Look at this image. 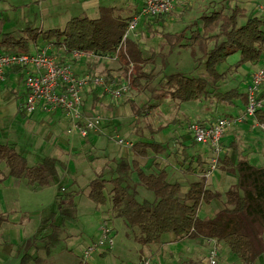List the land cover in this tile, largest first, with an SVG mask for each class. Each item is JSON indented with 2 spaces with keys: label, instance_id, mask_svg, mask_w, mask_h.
Listing matches in <instances>:
<instances>
[{
  "label": "trees",
  "instance_id": "trees-1",
  "mask_svg": "<svg viewBox=\"0 0 264 264\" xmlns=\"http://www.w3.org/2000/svg\"><path fill=\"white\" fill-rule=\"evenodd\" d=\"M138 13V6L131 14H125L121 6L101 4L97 17L73 15L62 27H41L30 23L19 31L2 33L0 51H30L31 42L36 41L52 43L56 49L66 52L73 49L93 52L95 56L118 52L119 70L127 74L129 64L133 62L130 88L152 91L150 98L140 105L133 98H128L139 116L152 112L167 99L179 104L203 99L228 105L247 102V93L239 85L222 90L221 82L245 63H256L260 59L264 42V14L246 15V10L239 5H234L229 11L214 8L202 12L181 30L160 31L169 46L164 57L167 58L175 46H186L190 48L196 64L195 71L177 69L165 72L154 82V70L146 68L149 62L155 61L154 51L147 53L136 36H128L120 46L129 21ZM167 14L169 12L149 17L145 22L142 19L143 24L151 27L153 20L165 18ZM242 16L247 17L240 22ZM237 52L239 58L229 61V57ZM21 68L15 65L11 69ZM74 69L77 73L95 72L92 68L86 71ZM112 69L103 72L113 76ZM90 91L95 101L101 99L97 90ZM256 117L264 121V108L258 109ZM165 126H150L148 138L140 132L134 140L132 157L114 158L113 163H107L84 187L66 190L58 186L54 197L57 209L41 218L47 232L33 235L20 245L22 262L26 264L33 259L36 264H47L45 256L30 252L33 246L44 249L46 255H50L55 247L66 246L63 240L67 223H76L79 217L76 197L88 189L87 195L97 204L110 201L115 216H122L129 225L138 227L140 233L135 238L143 244L160 242L165 233H170L174 240L215 236L221 250L236 254L239 264L255 263L264 254V164L252 162L246 154H239L232 161L229 152L224 150L220 165L224 170L235 173L236 181L221 191L207 182L204 175L208 169L206 159L200 154H191L184 146L182 152L187 168L198 169L200 174L192 178L183 191V182L171 180L168 168L160 166V161L156 160L157 167L152 169L144 164L150 156L168 150L165 143L156 138ZM196 143L198 141L194 139L193 144ZM2 160L5 164L0 168V181L9 175L23 177L33 189L50 185L59 168L66 166V162L56 154L45 155L41 160L30 163L26 155L10 142H0ZM140 183L153 192V198H138ZM215 198L221 200L223 207L213 215L201 216L202 204ZM57 216L61 218L59 222ZM4 218L6 215L0 214V221Z\"/></svg>",
  "mask_w": 264,
  "mask_h": 264
},
{
  "label": "rangeland",
  "instance_id": "rangeland-1",
  "mask_svg": "<svg viewBox=\"0 0 264 264\" xmlns=\"http://www.w3.org/2000/svg\"><path fill=\"white\" fill-rule=\"evenodd\" d=\"M91 1H96L99 4L121 6L122 12L125 14H131L137 6V3L135 2L136 0ZM175 2V8L170 11L165 18L153 20L151 27L145 26L141 20L138 27V34L135 35L147 53L152 51L155 53V61L149 62L146 65L147 70L153 69L156 74L154 82L159 80L165 72L177 69L195 71L196 64L190 48L186 46L177 45L167 58L164 57V53L168 51L169 46L166 43V39L161 36L160 31L175 32L181 30L187 24L197 19L202 12L211 11L214 8L229 11L234 5H239L246 10V15L263 14L260 5L264 3V0H176ZM84 3L85 0H0V7H6L5 10L0 9V16L7 17L9 15L13 17L12 21L6 20L4 22L7 30L20 29L26 25L25 20L28 19V17L35 19L36 14L38 17L35 22L36 26L62 27L65 25L67 19L73 15L86 13L92 17L98 15L99 11L97 7L90 6L85 8ZM246 17L247 16L240 17L239 21H245ZM212 44L213 41L210 42V45ZM239 55L238 52L232 54L229 57V61H235L239 58ZM88 58L91 59V61ZM106 59L107 58L101 61V59L96 56H84L81 60H78L80 63L76 66L80 70L92 68L97 71L104 68ZM250 63L254 65L252 62ZM111 65L115 67L118 65V62L113 60ZM249 70L244 66H241L237 71L230 72L221 82V89L226 90L235 85H239V87L243 88ZM89 93L92 92L89 90ZM151 94L152 91L150 89H137L131 87L129 98H133L135 102L140 105L143 101L149 99ZM101 97L104 98V96ZM89 103H91V99L89 100ZM179 103L175 100L167 99L152 112L139 116L135 113L128 99V101L119 109V125L117 123L118 119H116V123L110 126L107 131V138L112 145L116 146L119 145L116 141V135H125V132L128 129H132V132L136 133L134 134L135 140L140 132L144 134L145 138L150 137V126L156 127L159 124H166L158 136H161L165 139L166 143H168L167 161L173 163L170 168L172 174L171 178H181L186 182L191 171H189L190 168L185 169L186 163L184 161V153L182 152V149L186 146L184 144L185 129L189 120L199 119L212 121L222 114L232 113L233 110L240 109L241 103L228 105L221 101H210L208 99L189 100L184 101L181 104ZM92 107L94 108V105ZM35 116L20 117L21 121H17L12 113L11 116L6 118L8 126L3 130L0 129V142L13 141L18 145V149L21 153L24 152L28 155L30 163L41 159L45 154V142L42 137L43 134H40V130L42 128H48L47 125L49 123L48 121H45L47 120L46 117L42 120L39 114ZM172 127L174 128L173 131L171 129ZM174 130H178L180 135H176ZM70 147L71 146H69V148ZM92 149L97 150L95 147H92ZM27 150L32 152H28ZM71 151L74 155L73 161H71L70 165L71 174H69L62 183L65 186L68 185L67 187L70 188H79L86 184V182L96 174L99 161L93 159L95 153L92 150L80 149ZM128 151H130V149H128ZM77 156L82 158L79 161V167L76 165L74 159ZM147 160L144 161L146 166L148 164ZM153 161L155 162L156 159ZM161 162H164V159H162ZM4 164V160L0 161V168L4 167ZM149 168L152 169L153 167L150 166ZM219 172L220 174L223 173L224 176L225 171L221 170ZM71 177H76L77 179L76 183L73 185H71ZM229 182V178L220 177L218 179V185L220 186L218 187L226 188ZM138 189L139 199H143L144 197H154L153 192L142 183L138 185ZM56 191L55 183L39 188L38 190H33L29 187L24 178H20V183L18 185L10 183L6 187L0 188V212L14 209L15 211L17 210L18 213L22 212L26 214L27 227L22 230L21 237L31 236L35 232L42 231L38 228L41 224L42 215L57 209L54 200ZM87 191L88 189L76 197L79 215L77 222L67 223L68 230L70 231H68L69 235H67L68 238L65 242L67 241L70 249L66 250V252H69L72 255L66 254L64 259L68 260L69 257L80 254L85 247L96 241L100 235V226L105 220L111 222L114 227V250L109 252L106 256H101L97 252L101 248H98L93 252L96 256V260H93L92 264H138L139 258L142 254L149 255L150 246L153 247L156 242L153 244H143L137 241L135 236L140 233L139 228L129 225L124 217L115 216L112 212L110 201L105 204H97L87 195ZM216 203L213 205L212 203L204 202L202 208L207 212H212L218 207V204ZM220 205L222 206V204ZM202 211L203 209L200 210V212ZM60 220V216H57V221L59 222ZM72 232H74L75 235ZM170 236V233H165L162 241L157 242V244H162L164 252L165 250L168 251L169 245L166 240H168ZM201 240L203 239L201 238ZM173 246L177 249H181L182 244L177 242ZM125 248H129V251H126ZM139 248H141V250H139ZM59 249H55L54 252H58ZM185 253H187V250L182 248L179 255H187ZM197 253H200L199 249H197ZM54 254L51 257V260H54ZM233 257H237L236 254H233ZM84 264L89 263L84 262Z\"/></svg>",
  "mask_w": 264,
  "mask_h": 264
},
{
  "label": "crops",
  "instance_id": "crops-1",
  "mask_svg": "<svg viewBox=\"0 0 264 264\" xmlns=\"http://www.w3.org/2000/svg\"><path fill=\"white\" fill-rule=\"evenodd\" d=\"M135 2L137 3V6L140 7L142 0H136ZM101 4L102 3L99 4L96 1L85 0L84 7L87 8L90 6H95L98 8V11H99V6ZM0 9L5 10L6 7L2 6V7H0ZM86 14L89 15L88 13H86ZM98 15H99V13H98ZM98 15H95L94 17H97ZM37 19H38V17L36 14L35 19L28 17V19L25 20L26 25H24L20 29L7 30L6 29L7 27L5 26L4 22L6 20L12 21L13 17H11L9 15L7 17L0 16V37H1V34L4 32L13 31V30L19 31V30L25 28L30 23L36 26L35 22ZM146 19H148V18L143 19L144 22L146 21ZM133 36H135V35H133ZM35 43H36V41L31 42V45H30L31 50L34 49ZM96 57L100 58L101 61L106 58V57H100V56H96ZM113 60L118 62V59H108L107 58L104 68H102L101 70H97V71L103 72L105 69L113 67V69L111 70L113 74H117L118 72H120L121 70L118 69L120 63L118 62V65L114 67L113 65H111V62ZM74 61H73V67H75L77 70H79V71H86L87 70V69L86 70H83V69L80 70L76 66L80 62L77 61L78 62L77 63L75 61L76 62L75 63ZM83 64H84V61H83ZM242 66H244L247 70H249V68H250V70L248 71V74H247L248 77L244 82L245 85L242 88L245 90L248 83L251 80L252 70L256 67V63H254V65H253L250 62H247ZM11 68L12 67H10L8 69L9 72L6 73L5 79L2 82H0V129L3 130L4 128H6L8 126L6 118L8 116H11L12 113L14 114V118L17 121L18 120L21 121L20 117H23V118L26 116H32L33 117L37 114H39V116L42 118V120H44L46 117L47 120H45V121L49 122V123L47 122L48 128H45V129L42 128L40 130L41 131L40 134H43L42 137L44 138V142H45L44 147L46 148L44 156L48 155V154H56V155H59L66 162V166L60 167L58 170V173L52 177V183L56 184V189L58 186L61 185L66 190H78L80 187H84L88 183V181L92 178L91 177L86 182V184L80 186L79 188H77V187L70 188V187H67L68 185L65 186L62 183V181L64 179H66L69 174H71L70 165H71V161H73V156H74L73 152L71 150L84 149V150L94 151L95 154H94L93 159H97L99 161V164L97 166L98 169H97L96 173L99 172L100 170H102L105 166H107V163H113V159L118 157V156L132 157V153H133L132 148H128L127 146L120 145V144L116 145V146L112 145L110 143V140L107 138L108 137V133H107L108 129L110 128V126H112L114 123H116V119H118L119 109L122 107V105L124 103L127 102L129 96L126 97L125 99L120 100V101H116V100H113L111 97H109L107 94L98 91L99 96L100 97L104 96V98L101 97V99H98L95 101L94 94L89 93V91H87L85 93L84 108L88 112H92V111L101 112V114L103 115V119L101 121V128L99 131L91 133L88 137H81L76 133L71 134V133L67 132V127H68L69 122H68V119H67L65 113L63 112V110L61 108L48 110V109H44V108L39 107L34 112H32L31 114L26 113L23 109V106H22V103L24 102V99L26 96L24 71L22 70V68H21V70H14ZM129 95H130V93H129ZM90 99H91V103H89ZM238 103H241V108L240 109L238 108L237 110H233L232 111L233 115L240 113L244 109L245 102L238 101ZM93 105H94V108L92 107ZM191 120H193V119H191ZM207 122H209V121L207 120ZM117 123L119 125V119H118ZM171 129L173 131L174 128L172 127ZM159 133L156 134V138L163 141L165 143V145L168 146V143H166L165 139H163L161 136L160 137L158 136ZM175 133L178 136L180 135L178 130H176ZM134 134H136V133H133L132 129H128L125 132L124 136H127V137L134 140ZM110 139H111V137H110ZM193 140H194L193 137L189 134L188 128L186 127L184 144L187 146V148L191 154L202 155V158L206 159V163H207V165H209L212 150L209 148V146H207L206 144L200 143V142L193 145ZM7 142L15 144L13 141H7ZM245 142H247L248 144ZM15 145L18 148V145L17 144H15ZM223 145H224V150L229 152L232 161H235L239 154H246L252 162H254L256 164H264V127L256 124L252 118H246L245 120H243L241 122L233 123L232 125H230L228 127V129L226 130L224 136H223ZM69 146H71V147L69 148ZM92 147H95L97 150H93ZM128 149H130V151H128ZM175 150H176V148H175ZM224 150H223V152H224ZM27 151L32 152L29 150H27ZM223 152L221 154V158L223 156ZM22 153L24 155H26V157L29 160L28 155L24 152H22ZM167 153L168 152L166 151L162 154L159 153V154H155V155L150 156L147 160L148 161L147 167L152 166V167L156 168L157 167L156 163L153 160L156 159L157 161H160V164H159L160 166L165 165L168 168L169 178L171 180H180L183 182V184H184L183 185V191H185L188 187L190 180L192 178L197 177L200 174V172L198 171V169L190 168L189 171H191V174L189 177H187L186 182L181 178H176V177L171 178L172 174H171L170 168L172 167L173 163L167 161ZM41 159H39V160H41ZM74 159H75L76 165L79 167L80 166L79 161L82 158L80 156H77ZM162 159H164V162H161ZM39 160H37V161H39ZM220 164H222V163L219 162L218 167L215 170H213L212 173L206 178H207L208 184L211 187H213L214 189L224 191L231 184H233L236 181V174L231 172V171L224 170ZM187 166H188V163L185 164V169L187 168ZM221 170L225 171L224 176H223V173L220 174L219 171H221ZM182 173H183V171H182ZM220 177L229 178L230 182L228 183L226 188L218 187V186H220V185H218L219 184L218 179ZM20 178H23V177H17L14 175H9L3 181H0V188L6 187L10 183H15L18 185L20 183ZM76 180H77L76 177H71L70 181L72 184L71 183L70 184L71 185L75 184ZM25 181L27 182V179H25ZM27 184H28V182H27ZM213 185H215V186H213ZM29 187H30V185H29ZM30 188L33 189L32 187H30ZM40 188H43V187H40ZM38 189L39 188L33 189V190H38ZM87 193H88V191H87ZM207 203H210V204L212 203L213 205H215L214 203L218 204L217 209L223 207V203L221 202V200L216 199V198L213 199L211 202H207ZM220 204H222V206ZM201 209H203L202 212L199 211V214L201 216L213 215L217 211V209H216L213 211L211 210L212 212H207L204 210V208L201 207ZM0 214L6 215V218H4L3 220L0 221V264H24L21 260L22 251L20 250V245L27 238L32 237L33 235H38V236L43 235L47 231H46V229H44L42 224H40L38 228H40L42 231L35 232L31 236L22 238L21 232L23 229H25L27 227L26 214H24L22 212L18 213V211L17 210L15 211L14 209L1 211ZM68 231H70V230L67 229V232L64 234L65 237L63 240L66 246L55 247L53 249V251L50 253V255H46L44 249L40 250L39 248H37L35 246H33L30 249V252L33 255L41 254V255L45 256L47 264H77L79 262H82V264H84V262H88L89 264H92V261L96 260L95 254L93 253L91 257L85 258L83 256L84 250L76 256L73 255V257H69V259H68L69 261L64 259L66 254L72 255L69 252H66V250L70 249L68 247L67 241L65 242V240L68 238L67 235H69ZM72 233L74 234V232H72ZM201 238L202 237H198V238L186 237V238H183L180 240H174L170 236L168 238V240H166V241H168L167 243L169 245L168 251L165 250V252H164L163 251L164 248H163L162 244H157V242H156V243H154L153 247L150 246V250H149L150 254L149 255L142 254L140 256L138 264H207V257L206 256H207V251H208V244H207L205 238H202L203 240H201ZM177 242H180L182 244L181 249H177L173 246ZM197 247H199V248H197ZM57 248L58 249L61 248V249H59L58 252H54L55 249H57ZM182 248H185L187 250V253H185L187 255H179V252L182 251ZM106 249L107 248H101L97 252L101 256H106L109 252L114 250V246H113V248H110V249L108 248V250H106ZM197 249L200 250V253H197ZM125 250L129 251V248H125ZM139 250H141V248H139ZM221 253H222L221 254L222 264H230V263L239 264L237 255H236L237 257H233V253H230V252L226 251L225 249L221 250ZM53 254L55 255L54 260L53 259L51 260V257L53 256ZM26 264H36V262H35V260L32 259ZM253 264H264V254H262L259 257V259Z\"/></svg>",
  "mask_w": 264,
  "mask_h": 264
},
{
  "label": "built area",
  "instance_id": "built-area-1",
  "mask_svg": "<svg viewBox=\"0 0 264 264\" xmlns=\"http://www.w3.org/2000/svg\"><path fill=\"white\" fill-rule=\"evenodd\" d=\"M176 0H142L140 13L136 14L128 23L121 39L120 46L128 36L138 34V26L142 19L157 17L172 11ZM264 14V3L260 5ZM95 56L93 52L73 49L69 52L56 49L52 43H35L30 51H0V82L6 77V71L12 66H21L24 71L26 96L23 109L31 114L37 108H61L68 119L67 132L88 137L101 128L103 115L99 111L88 112L84 108L85 93L97 90L107 94L113 100L120 101L129 96L131 71L133 62L129 64L128 73L122 71L107 75L101 71H86L77 73L73 61L84 56ZM108 59H117L118 52L101 55ZM247 102L243 111L234 115H220L215 120L200 122L193 119L188 123L189 134L198 142L206 144L212 150L208 169L204 175L208 177L218 167L224 150L223 136L230 125L252 118L258 125L264 127V121L257 119L258 109L264 108V42L262 55L256 67L252 70L251 80L246 88ZM120 145L132 148L134 140L116 135ZM114 227L108 220L100 226V235L96 241L85 247L83 256L89 258L98 248H113L115 244ZM208 244L207 264H222L221 246L217 237L205 238ZM236 264V263H230Z\"/></svg>",
  "mask_w": 264,
  "mask_h": 264
}]
</instances>
